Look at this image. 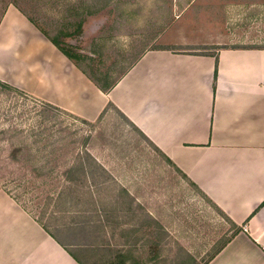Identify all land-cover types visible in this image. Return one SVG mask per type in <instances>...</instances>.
I'll list each match as a JSON object with an SVG mask.
<instances>
[{"label":"crops","instance_id":"0c3cea01","mask_svg":"<svg viewBox=\"0 0 264 264\" xmlns=\"http://www.w3.org/2000/svg\"><path fill=\"white\" fill-rule=\"evenodd\" d=\"M137 27L121 35V51L139 54L104 93L81 57L10 3L0 19V82L90 123L113 104L239 227L208 264H264V48L182 53L154 47L157 27ZM92 251L61 245L0 191V264H89Z\"/></svg>","mask_w":264,"mask_h":264},{"label":"rangeland","instance_id":"374dc122","mask_svg":"<svg viewBox=\"0 0 264 264\" xmlns=\"http://www.w3.org/2000/svg\"><path fill=\"white\" fill-rule=\"evenodd\" d=\"M10 3L81 57L78 61L87 73L101 81H117L134 63L127 57L139 53L121 51V35L137 24L141 27L131 30L138 34L157 27L160 42L155 48L196 54L264 48V0H0V19ZM78 49L82 52L77 53ZM43 108L28 95L0 88V185L57 233L55 228L71 216L61 219V214L53 213L55 209L46 201L52 183L35 178L9 159L10 135L2 132L19 128L31 136L36 128L52 127L56 138L64 136L71 143L67 154L55 156L63 154L62 160L61 155L57 159L64 164L86 149L83 142L88 138V150L108 173L106 187L95 190L93 199L102 202L118 224L116 231L108 227L95 241L112 245L93 249L86 255L89 264H112L115 251L126 252L133 246L143 264H206L233 236L231 222L117 112L111 110L88 125L63 113L43 114ZM45 116L50 120L43 121ZM22 176L30 179L32 189L20 184Z\"/></svg>","mask_w":264,"mask_h":264},{"label":"trees","instance_id":"16d2710c","mask_svg":"<svg viewBox=\"0 0 264 264\" xmlns=\"http://www.w3.org/2000/svg\"><path fill=\"white\" fill-rule=\"evenodd\" d=\"M11 4L15 5L35 26L41 29L39 25H37L23 9H21L15 3ZM82 24L83 22H81L80 26H82ZM43 33L46 36L48 35L45 31ZM80 33L81 31L79 34ZM53 43L69 59H71L64 48H61L55 42ZM217 75L218 71L216 68L215 81L217 80ZM89 79L104 93L109 92L119 80L118 79L117 81L110 82L105 79L104 81H101L92 76H89ZM0 88L5 91L26 95L24 92L3 82H0ZM40 103L44 107L43 114H48L49 112H58L72 116L53 105L43 102ZM111 110L117 112L126 121V123L131 126V128L139 133L157 153L163 156L164 159H166L167 162L178 173H180L185 180H187L191 187L197 190L208 203L212 204V206L235 227L233 236L221 247V249L217 251V253L210 257L209 261L206 263L208 264L239 233V227L234 222H232L201 190H199V188L193 182H191L181 172V170H179V168H177V166H175V164L169 158H167L113 104L108 105L98 121L106 116ZM72 117L84 124H94L85 120H81L75 116ZM49 120L50 117L45 116L43 121ZM52 129V127L44 129L36 128L33 130L31 136L19 128H13L11 130L4 131L2 134L10 135V137L7 138L12 148L9 159L12 162L22 166V168L27 170L28 174L33 175L35 178L39 177L51 182L53 186L52 192L46 196L48 206H52V208L55 209L53 212L55 215L61 214V219L66 218V214H69L71 216V220H65L63 223H61L60 227L55 228L57 229V233H54L44 223L43 218L41 219L32 212L28 211L18 198L12 196L9 190L1 188L0 185V191H5L9 196L17 201L23 207V209H25V211H27L61 245L65 247H82L86 251H90V249H104L106 248L104 245L109 246L112 244L104 242V245L98 244V246L95 241L102 238V235L105 234L108 227H112L114 231H116L118 224L115 220H112L109 217V212H107L108 208L105 207L102 202L97 203V201L93 199V193L95 194L96 191L100 192L106 187V184L108 183L107 170L88 150V138H85L83 142V145L86 147V149L78 154L77 157L72 160V162L64 164L65 162L63 163L59 160V158L57 159V157L60 155L61 160L63 157H65L63 154H60L57 157L55 156L57 153H63L64 151V155L67 154V149H69L71 143L66 142V138L64 136L56 138V135L53 133ZM61 164H63V166H61ZM18 180L20 184H24L25 188L32 189L30 186V184H32L30 179L23 177L19 178ZM134 247L136 248V246H133V249L131 248V250L122 253L115 251L116 256L113 259L112 264H143L142 256L138 251H136ZM158 253L159 252L156 250L154 251L155 256L159 255ZM193 260V257H191L190 261Z\"/></svg>","mask_w":264,"mask_h":264},{"label":"built area","instance_id":"2783aa9c","mask_svg":"<svg viewBox=\"0 0 264 264\" xmlns=\"http://www.w3.org/2000/svg\"><path fill=\"white\" fill-rule=\"evenodd\" d=\"M244 230L246 231L247 230V227H244Z\"/></svg>","mask_w":264,"mask_h":264}]
</instances>
